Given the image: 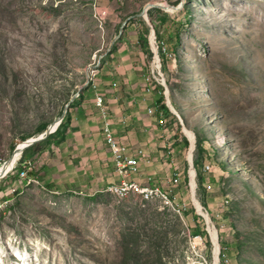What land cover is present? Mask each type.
I'll use <instances>...</instances> for the list:
<instances>
[{
    "label": "rangeland",
    "instance_id": "rangeland-1",
    "mask_svg": "<svg viewBox=\"0 0 264 264\" xmlns=\"http://www.w3.org/2000/svg\"><path fill=\"white\" fill-rule=\"evenodd\" d=\"M150 4L170 10L139 16ZM137 16L150 30L147 68L160 67L172 106L151 94L170 111L162 145L172 132L181 139L169 181H150L172 198L57 192L24 179L16 148L83 96ZM4 164L0 264H264V0H0V172Z\"/></svg>",
    "mask_w": 264,
    "mask_h": 264
},
{
    "label": "crops",
    "instance_id": "crops-1",
    "mask_svg": "<svg viewBox=\"0 0 264 264\" xmlns=\"http://www.w3.org/2000/svg\"><path fill=\"white\" fill-rule=\"evenodd\" d=\"M137 17L130 21L123 42L101 60V67L95 72L97 91L86 90L71 109L66 138L57 146L36 149L32 153L33 171L57 192L86 195L102 191L107 193L106 188L110 184L120 181L115 173L112 153L104 140L106 120L96 106L97 94L104 96L108 121L116 137L131 148H143L147 153V157L140 161L139 173L131 180L147 184L148 179L157 173L159 178L169 181L167 171L172 166L169 159L174 161L177 153L171 156L169 151L167 153L162 148L167 147L170 138L173 146L181 139H176V133L172 132L163 135L166 141L162 145L158 118L148 113L149 108L158 106L160 99L144 91V77L146 74L154 75V68L148 70L146 62L148 27L139 24ZM155 87L159 89L157 80L152 79V88ZM186 137L191 141V150L192 140L188 135ZM185 142L187 145L188 141ZM180 148L181 144H176V150ZM188 160L192 163L190 153Z\"/></svg>",
    "mask_w": 264,
    "mask_h": 264
},
{
    "label": "built area",
    "instance_id": "built-area-1",
    "mask_svg": "<svg viewBox=\"0 0 264 264\" xmlns=\"http://www.w3.org/2000/svg\"><path fill=\"white\" fill-rule=\"evenodd\" d=\"M100 0H94L96 5L99 3ZM107 14V11H103L100 13V16H104ZM157 53V51H155ZM157 58L159 59V56L157 54ZM161 72L160 67L154 68V75H145L144 77V91L145 94H156V92L159 95H164L167 98L168 101V94L167 91L164 90V82L163 80V88L162 89H155L152 88V79H160L162 76L160 73H158V76H156L155 72ZM96 79L97 76H93V71L89 74V82L88 85L89 89H92L94 91H97V85H96ZM163 95V96H164ZM80 97V96H79ZM169 103V101H168ZM167 103V105H168ZM161 105V104H160ZM96 106L100 109L102 117L104 120H106V123L103 128V135L104 140L108 147L110 148V151L112 153V162L115 168V173L120 178V181L118 183H112L110 184L106 189H112L115 193V187H118L119 185H126V187L129 186H139L142 189H151L152 190V196L157 197L158 195H167L168 197L172 198V190L170 187H168V190L163 189L160 186H154L151 184L152 178L148 179L147 184H140L136 181H132L131 177L139 173L140 168V161L142 159H145L147 157V153L145 149L139 148V149H133L130 146L122 143L115 135L114 130L111 126V123L108 121V116L106 112V108L104 106V96L101 94H97L96 96ZM170 106V105H169ZM161 106L154 108H149L148 113L151 115H156L158 118V125L164 130L168 125L167 117L164 114V111L160 109ZM170 108V107H169ZM125 123V122H124ZM188 138V137H187ZM189 140V138H188ZM190 141V140H189ZM191 142V141H190ZM173 144L168 143L167 149H169V154L173 156L174 149H172ZM24 166H27V170L22 171V176L25 178L29 177V170L31 169L32 162L26 161L24 163ZM175 170H178V167H175ZM212 167L210 164L206 163L204 164V171L206 173H210L212 171ZM32 171V170H31ZM181 173H176L175 178L172 179V185H177L181 182ZM170 188V189H169ZM206 188L208 190L212 189L211 185H206Z\"/></svg>",
    "mask_w": 264,
    "mask_h": 264
},
{
    "label": "trees",
    "instance_id": "trees-1",
    "mask_svg": "<svg viewBox=\"0 0 264 264\" xmlns=\"http://www.w3.org/2000/svg\"><path fill=\"white\" fill-rule=\"evenodd\" d=\"M150 19H151V22L153 24H155V20L152 16H150ZM149 29L147 28V31H146V35L149 34ZM155 31L156 33H159L157 31V26H155ZM147 38V37H146ZM147 40V39H146ZM113 50V49H112ZM112 50L110 52H112ZM82 98V94H80V97L78 99H75L71 105H70V108L72 109L74 104L80 100ZM160 103H162V99L159 100ZM161 110H163L164 112L166 111V113H169V109L167 108L166 105H163V107H160ZM69 124H70V110L68 111L65 119L63 120V122L61 123V125L59 126V128L57 129L56 132H54L53 134L49 135L45 140L39 142V143H36L34 144L33 146H31L30 148L26 149L24 151V153L22 154V159L20 160L19 162V165L18 167L15 169H22V171L24 170H27V166H24V163L28 160H32L34 155L32 154L33 151H35L36 149H44L45 147L47 146H51V145H59L61 144V142L66 138V133L68 131V128H69ZM46 130V127H42L38 133H43L45 132ZM187 141V140H186ZM37 147V148H36ZM197 151H198V157L196 158V160L194 161V166L196 169H198L199 165H200V161H199V156H201L202 152H203V147H202V142L201 140H198L197 142ZM2 165V164H1ZM0 165V166H1ZM7 175V174H6ZM29 177L30 178H33V179H37L38 178V174L36 172H34L33 170L29 172ZM199 182H203V179L200 177L199 178ZM10 199L8 197H4L1 199V202H7L9 201Z\"/></svg>",
    "mask_w": 264,
    "mask_h": 264
},
{
    "label": "water",
    "instance_id": "water-1",
    "mask_svg": "<svg viewBox=\"0 0 264 264\" xmlns=\"http://www.w3.org/2000/svg\"><path fill=\"white\" fill-rule=\"evenodd\" d=\"M183 6V3H181V6L180 8ZM151 8H159V9H164L162 6H159V5H154V4H150L148 7H145L143 12L139 15L141 17H144L145 19H148L146 18L145 16H148L147 12L149 9ZM179 8V9H180ZM150 23V22H149ZM127 24V21L123 24L122 26V29H124L125 25ZM150 26L152 27L151 23H150ZM153 28V27H152ZM154 32V30H153ZM75 100V98L72 99V101L66 106L63 114L61 115V117L56 121V123L52 126V127H48L45 132L41 133L38 137L36 138H33V139H30V140H26V143L23 147V149L20 150L21 154L24 153V151L28 148H30L31 146H33L34 144L38 143V142H41L43 140H45L49 135L53 134L54 132L57 131V129L59 128V126L61 125V123L63 122V120L65 119L67 113H68V107L71 105V103ZM180 118V116H179ZM182 122V121H181ZM184 129V127H183ZM184 131V130H183ZM18 150V147L16 148L15 152ZM9 162V160L7 161ZM6 173V171H5ZM5 173H3V175H5ZM2 175V176H3ZM207 221V219H206Z\"/></svg>",
    "mask_w": 264,
    "mask_h": 264
},
{
    "label": "bare ground",
    "instance_id": "bare-ground-1",
    "mask_svg": "<svg viewBox=\"0 0 264 264\" xmlns=\"http://www.w3.org/2000/svg\"><path fill=\"white\" fill-rule=\"evenodd\" d=\"M149 6V5H148ZM147 6V7H148ZM159 6H162L163 8H164V10H170V7H168V6H165L164 7V5H162V4H160ZM168 12H170V11H168ZM170 13H173V12H170ZM146 17V16H145ZM153 37H151V39H152ZM103 59V58H102ZM101 59V60H102ZM101 60H100V65H101ZM86 85H88V83L86 84ZM89 89V88H88ZM79 96H80V94L78 95V96H76V97H74L75 99H78L79 98ZM169 105H170V103H169ZM171 106V105H170ZM172 107V106H171ZM54 125V124H53ZM52 125V126H53ZM52 126H50V127H52ZM39 136V135H38ZM37 136V137H38ZM36 138V137H35ZM24 145L25 144H23L19 149H18V151H20L21 149H23V147H24ZM18 155V154H17ZM16 155V159H14L13 160V163L15 162V161H17V160H19L18 158L20 157V155H18L17 156ZM7 164H4L3 165V167H2V169H1V172H0V176H1V173L2 172H4V171H6V169L8 168L7 166H6ZM111 194H113L114 196H116V197H119V198H126V197H128L129 195H131V194H148L149 192H152V191H150V189H142L141 187H139V186H129V187H126V185H121V186H118V187H115V193H114V191L112 190V189H110V191H109ZM166 199L168 200V197H166ZM209 219V218H208Z\"/></svg>",
    "mask_w": 264,
    "mask_h": 264
}]
</instances>
